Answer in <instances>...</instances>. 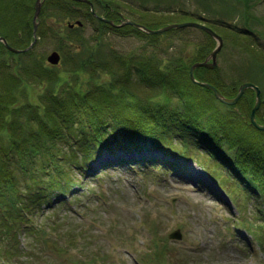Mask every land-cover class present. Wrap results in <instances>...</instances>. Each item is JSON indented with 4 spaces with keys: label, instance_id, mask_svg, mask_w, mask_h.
Wrapping results in <instances>:
<instances>
[{
    "label": "rangeland",
    "instance_id": "rangeland-1",
    "mask_svg": "<svg viewBox=\"0 0 264 264\" xmlns=\"http://www.w3.org/2000/svg\"><path fill=\"white\" fill-rule=\"evenodd\" d=\"M35 1L20 0L21 8L33 5V9L28 8L29 17L34 12ZM45 1L39 0L41 6L37 28L39 38L32 49L33 54L44 55L42 60L45 64H48L46 55L49 52L54 49L59 52L60 62L56 66L60 71V79L54 83L56 93L65 92L69 87L79 89L87 79L86 70L79 73V77L76 79V76L72 74V67L69 68L74 62L72 56L77 52L75 49L96 50L105 57L110 56L115 50L122 56L133 52L132 55H137V57L150 55L162 60L167 57L180 59L182 56V63L189 66L190 57L198 50L197 46H205L204 42L207 40L204 31L193 25L168 29L158 33V36L153 39L132 32L128 33L130 32L128 30L122 34L101 26L97 22L99 19L88 17L85 7L80 9L77 7L79 5H71L74 3L59 6L55 3L58 0H51L55 4ZM102 1L110 3L109 7L113 8V11L109 15L115 22H118V19L119 21L131 19L143 25L146 22L149 23L146 25H150V27H158L171 22L191 20L212 28L222 37L221 49L216 54V64L219 68L216 73L214 70L216 66L213 68L198 66L196 67L197 71L196 68L194 69V76H197L199 80L208 78L212 82L220 80L221 85L218 83L220 88L216 87L222 93L230 92L231 96L228 95V97H234L238 87L244 82H251L258 86L261 101L256 109L257 112L255 111V120L264 124V0ZM43 3H45L44 8H42ZM245 4H249V6L246 7ZM92 5L96 14L105 17L106 10L101 4L92 3ZM64 6L69 7L71 12L83 14L78 17L82 21L81 25L69 26L74 23L75 17L66 13L68 9H65ZM0 9H2V13H5L3 17L8 22L14 21L12 25H18L23 21L20 15L15 16L13 13V10L17 11L19 7L12 0H0ZM26 11L23 12L26 13ZM11 13L12 15H10ZM7 14L8 18L5 16ZM15 21L18 22L15 23ZM26 28V33H29L30 29ZM240 29H247L248 32L242 33ZM38 31H41L43 36ZM32 33L33 30L31 32L33 38ZM69 35L70 37H68ZM64 38H67L66 43L69 41L75 43L74 51H72L73 49L69 51V47L63 41ZM213 40L211 50L218 43L214 37ZM6 42L11 44L9 41ZM0 43L6 47L2 40ZM89 53L84 51L83 54L87 56ZM254 53L257 54L255 56L260 61L253 59ZM2 57L9 63L13 61L12 55L8 53ZM31 57L33 58V56ZM31 57L25 55L20 58L15 57V59L24 69L32 64L36 68L38 65L29 61ZM207 61L212 62V58ZM178 73L181 81L185 82L183 71ZM18 76L24 78L26 73L23 71ZM106 77L105 74L100 78ZM191 82L193 83L192 80ZM4 85H7V81L4 82ZM23 87L18 90V94L26 96L34 104L28 111L30 116L45 118L46 105L41 103L43 98L39 95L44 86L25 79ZM156 87H146L139 80L132 82L134 92L144 97L163 96L164 92L156 93ZM209 89L205 86L193 89L196 93L194 96L197 95L200 104L196 107L194 104L190 105L192 108V113L188 115L190 118L195 117L197 123L214 127L220 126L222 119L228 124H232L236 120L238 125L240 122L245 125L246 128L243 126V132L248 136L254 137L255 133L264 138V130L254 128L249 120L248 125L245 122L246 117L248 119L250 114L248 112L246 114L245 111L252 109L251 107L256 101V92L252 87L245 88L235 102L233 108L239 111V115H232L233 117L227 116L233 112L228 111L226 105L216 98L213 91L210 89L211 92ZM5 92H7L6 89L1 92L2 98L5 97ZM224 93L223 95L227 96ZM67 95L68 93L65 94V96ZM183 95L186 101H190L189 92L185 94L183 91ZM193 99L191 95V100ZM6 101L7 98L3 103H7ZM8 101L12 105L15 103L14 106L17 105L15 101H10V99ZM39 104L42 105L43 113L36 110L37 107L35 108V105ZM3 110L5 108L0 110V114H7ZM35 121L30 119L31 123L36 124ZM24 124L28 131L30 124L26 121ZM252 127L259 133L252 131ZM225 136L230 137L231 135ZM230 139L226 138V141ZM257 142L260 146V141ZM151 149H144L137 153L132 152L129 155L141 160L142 155L148 154L145 161H141L144 164V162L152 160L151 156H157V153ZM202 151V149H195L197 157L195 161L192 159L184 161L182 164H176V168L166 170L153 171L149 167L150 165L142 167L140 161L136 162L140 165H136L133 169L121 165L109 169L104 167V170L108 171L98 170L97 178L83 176L78 170H75L73 176L81 179L82 187L79 192L73 191L69 195L71 197H74L73 195L80 196V198L75 199L73 204H60V207L55 210L45 207L43 212L39 211V208L42 209L44 206L39 207L38 213L41 214L34 213L32 216L35 222L43 219L39 224L47 229V235L44 233L38 235L18 234L19 241L25 244L27 251L23 250L24 252L20 254L19 258L10 260L9 263L0 264H23L24 262V264H74L75 261H79L81 264H145L140 259L143 256L149 257L154 264H164V262H167L166 264L258 263L252 259L250 252L244 251L245 242L243 240L249 238L248 232L253 233L257 238L264 237L258 225L259 201L252 194L247 193L245 188H243L245 191L242 188H237L236 182L225 176L224 173H220L218 169L215 170V173H218L217 178L211 180L198 161L206 165L214 162L212 163ZM150 153L154 155H150ZM120 154L122 153L120 152ZM102 155L111 157V154L102 150L101 154L91 162V171L98 168L96 159ZM200 157L204 161L198 159ZM209 176L211 177L210 173ZM203 177L205 179L208 177V181L214 186L202 179ZM219 184L229 194L225 193ZM83 189L87 193H84ZM77 211L83 216H79ZM50 216L55 218H49ZM55 220L57 222L53 223ZM58 225L59 227H57ZM175 228H180L182 232V238L179 240L168 238L169 232ZM64 233L68 236H65ZM73 235H77L78 244L67 239ZM4 241L5 239L1 242ZM32 243L36 244L37 248H32ZM154 248L155 254L152 250ZM159 249L161 250L159 251Z\"/></svg>",
    "mask_w": 264,
    "mask_h": 264
},
{
    "label": "trees",
    "instance_id": "trees-1",
    "mask_svg": "<svg viewBox=\"0 0 264 264\" xmlns=\"http://www.w3.org/2000/svg\"><path fill=\"white\" fill-rule=\"evenodd\" d=\"M90 1L101 4L106 10L105 17L112 18L109 13L113 11V8L109 7L108 1ZM12 2L19 7L17 11L13 10V13L15 16L20 15L23 21L18 25H12L14 21L8 22L3 17L5 13H2V9H0V35L9 41L10 45L24 48L32 40V14L29 17L28 8L33 9V5L21 8L20 0H12ZM45 2H53L59 6L74 3L71 5H79L77 7L80 9L85 7L86 15L97 19L92 14L89 3L84 1L58 0L54 3V1L46 0ZM44 6L45 3L42 8ZM244 6L248 7L249 4ZM68 8L65 7V9ZM25 10H27L26 13L23 12ZM66 13L73 15L75 17L73 20L78 19L79 15H83L71 12L69 9ZM5 16L7 17L8 14ZM97 22L105 28L122 34L128 30L130 31L128 33L132 32L151 39L158 36V34H148L130 24L124 27H115L100 20ZM146 24L149 23L145 22ZM146 26L150 27V25ZM26 27L30 29L29 33H26ZM38 32L43 36L41 31ZM240 32L246 34L248 30L240 29ZM204 33L207 36V40L204 42L205 46H197L198 50L190 57L189 66L182 63V56L180 59L167 57L162 60L150 55L137 57V55H132L133 52L122 56L115 50L116 53L113 51L110 56L105 57L96 50L88 51L84 48L77 50L75 43L71 41L66 43L67 38H64L63 41L69 47V51L72 49V51L74 49L77 51L72 56L73 64L69 66V68H73H71L72 74L78 79L79 73L86 70L88 75L81 88L69 87L65 92L59 91V93L55 92L54 83L59 81L60 71L56 65L45 64L42 60L44 55L33 54L34 46L25 52H12L0 43V95L5 89L7 90L4 98L0 96V110L5 108L3 111L7 112V103H9L7 114H0L1 262L9 263L10 260L19 258L20 254L24 252L26 246L19 241L18 234L38 235L44 233L47 235V229L40 225L43 219L36 223L33 221L32 215L38 213V208L42 205L45 206L42 209L39 208V211L44 212L45 207L57 209L59 203L73 204L75 199H79L80 196L73 195L74 197L70 196V200L65 201L60 196L73 193V191L79 192L82 181L74 178L71 172L77 168L84 169L83 173H86V167L90 169L88 167L90 160L103 148L110 152H116V148L139 150L149 143L165 155L176 159L183 156L194 157L195 147L206 148L218 159L219 165L231 169L230 173L239 178L254 195L258 196L261 201L260 213L264 224V138L255 133L254 137L248 136L243 132L245 125L242 122L238 125L236 120L232 124H228L222 119L221 125L215 126V128L213 125L197 123L195 117L188 116L192 113L190 105L194 104L196 107L200 104L197 95L194 96L196 93L193 90L200 86L191 82L189 67L192 63L202 61L207 57L214 41L209 33L206 31ZM84 51L90 53L84 56ZM6 53L13 57V61L10 63L2 57ZM25 55L33 56L29 61L38 66L35 68L32 64L25 69L22 68L15 57L20 58ZM255 55L257 56L254 53L253 59L260 61ZM218 68L216 66L214 69L216 73ZM181 70L185 82L181 81V77H179L178 72ZM195 70L197 71V68ZM23 71L26 76L20 78L22 74H20L21 76L18 74ZM105 74L106 78H100ZM133 77L135 78L133 79ZM195 78L199 80L197 76ZM25 79L44 86L39 95L43 98L41 103L46 105L45 118L30 116L28 111L34 104L26 96L18 94V90L24 88ZM79 80L81 79L79 78ZM135 80H139L146 87L157 86L156 93L164 92L163 96L144 97L135 93L132 88V82ZM201 80L212 84L216 82L215 86L220 88V80H214V82L210 78ZM5 81H7V85H4ZM9 83L11 85H8ZM16 89L17 91H15ZM183 91L185 94L190 93V101L185 100ZM67 93L68 95L65 96ZM166 93L168 95H165ZM224 94L228 96L230 92L226 93L225 91ZM191 95L193 100H191ZM5 98H7V103H3ZM8 99L17 102V105L14 106L15 103L12 105ZM223 104L226 105L228 111L233 112L227 116L239 115V111L233 108L236 103ZM35 108L39 111L43 110L40 104L35 105ZM250 110L247 109L246 114L247 112L249 114ZM41 112L43 113V111ZM30 119L36 120V124L31 123ZM248 120L250 121L249 116L248 119L247 117L245 119L247 125L249 124ZM24 121L30 124L28 131ZM252 126L255 128L254 125ZM253 127L252 131L258 132ZM226 138L231 139L226 141ZM257 141H260V146ZM114 160L117 163H125V160L120 157ZM162 160L168 167L179 163L168 158ZM111 162H104L101 166L111 165ZM114 163L112 165H115ZM215 175L218 176V173ZM75 186L78 188H74ZM83 192L87 193L85 189ZM40 214L38 213V215ZM49 218L55 217L50 216ZM56 222L57 220L53 223ZM259 229L261 232L264 231V225H261ZM64 235L68 236L66 233ZM76 237L77 235H73L67 239L77 243ZM4 239L5 241L2 243L1 241ZM258 239L260 243L264 242V237ZM32 244V248H37L36 244ZM152 250L155 254V248ZM153 257L155 258V255ZM145 259L149 262L152 261L149 257H145ZM73 263L81 264L79 261ZM256 264H264V259H260Z\"/></svg>",
    "mask_w": 264,
    "mask_h": 264
},
{
    "label": "water",
    "instance_id": "water-1",
    "mask_svg": "<svg viewBox=\"0 0 264 264\" xmlns=\"http://www.w3.org/2000/svg\"><path fill=\"white\" fill-rule=\"evenodd\" d=\"M79 1H87L90 4V6H91L92 13L95 14L98 19H100L102 21H105V22H108V23H110L112 25L122 26V25H126V24H131V25H133L135 27H138V28H141V29L145 30L147 33H150V34L160 33V32L166 31V30L171 29V28H178V27H182V26H185V25H193V26L199 27V28L203 29L204 31H206L207 33H209L212 37L217 39L218 43L211 50V52L207 55V57L204 60L196 61V62H194V63H192L190 65V68H189V77H190V79L194 83H196L198 85L210 88L213 91V93L216 96V98H218L221 102L226 103V104H234L238 100L240 95L243 93L245 88L252 87L255 90V92H256V101H255V103H254V105H253V107L251 109V112H250V121L256 128L264 129V124H260V123H258L255 120V111L259 107L260 101H261V99L259 98V88H258V86H256L255 84H253L251 82H244L238 87V91H237V93H236V95L234 97H226L213 84H211V83H209L207 81L197 80L195 78L194 69L196 67H198V66H206V67H212L213 68V67H215L217 65L216 64V54L221 49L222 37L219 34H217L213 29H211L210 27H208V26H206L204 24L197 23V22H192V21L172 22V23H168V24H165L163 26H160L158 28H150V27H147V26H145L143 24H140V23H138V22H136L134 20H131V19H124L120 23L115 24L112 19L105 18L103 16L97 15L95 13L94 9H93L91 1H89V0H79ZM40 7L41 6H40L39 0H36L35 3H34V13H33V34H34V40H36V35L35 34H36V27H37V18H38L40 9H41ZM76 23L79 24V25L81 24V22L78 21V20H76ZM0 40H2L5 43L7 48H9L10 50L15 51V52L27 50L31 46L30 45L27 48L18 49V48H15V47L7 44V42L5 41V38L3 36H0ZM209 58H212V62H208L207 61ZM46 60L50 64L55 65L60 60V54L58 53V51L52 50L47 55ZM172 235L179 236V233H178V231H175Z\"/></svg>",
    "mask_w": 264,
    "mask_h": 264
},
{
    "label": "bare ground",
    "instance_id": "bare-ground-1",
    "mask_svg": "<svg viewBox=\"0 0 264 264\" xmlns=\"http://www.w3.org/2000/svg\"><path fill=\"white\" fill-rule=\"evenodd\" d=\"M125 160L127 161V156H125Z\"/></svg>",
    "mask_w": 264,
    "mask_h": 264
}]
</instances>
